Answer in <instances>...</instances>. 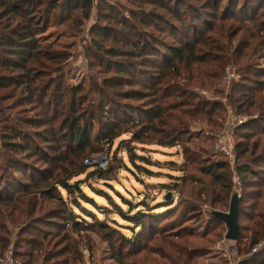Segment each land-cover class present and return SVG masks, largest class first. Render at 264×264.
<instances>
[{"label": "trees", "instance_id": "1", "mask_svg": "<svg viewBox=\"0 0 264 264\" xmlns=\"http://www.w3.org/2000/svg\"><path fill=\"white\" fill-rule=\"evenodd\" d=\"M123 1L132 8L97 1L101 20L121 29L113 24L94 27L89 52L98 56L103 77L92 78L89 87H73L65 82L63 66L71 55L59 53L63 51L57 50V42L46 40L47 33L64 25L79 30L90 19L95 1L0 0V259L12 248L17 264H85L81 241L74 236L88 232L106 243L116 264H151L153 254L166 264H201L215 245L209 237L224 240L227 230L214 213L229 211L240 188L241 234L233 243L240 251L239 264H264V68L255 63L256 57L264 58V0H254L246 10L240 0H230L222 14V0H194L203 2L200 10L187 6L186 0ZM182 5L194 11L187 14ZM230 65L237 66L242 79L225 93L221 82ZM202 90L217 99H205ZM224 99L235 116L245 119L232 132L233 163L202 160L184 149L189 125L176 124L171 113L194 112L221 130L227 118ZM22 106L30 107L16 111ZM28 112L30 117L23 116ZM117 140L116 154L121 150L135 155L133 144L148 150L138 157L147 166H152V152L145 146L176 149L181 161L169 162L181 175H170L174 185L165 186V194L178 195L185 182L197 184L202 205L207 200L215 205L205 233L195 235L193 226H186L197 219L195 205L172 221L180 203L169 196L152 203L145 195L135 203L119 195L110 183L111 153L109 169L84 165L98 148L111 149ZM135 161L129 157L135 169L153 175ZM191 168L209 184L186 175ZM94 180L103 182V188L92 190ZM85 186L107 205L98 204ZM98 214L110 221L108 216H119L127 225L113 224L127 228L130 236ZM148 235L150 242L159 243L158 250L141 246ZM196 238L198 244L192 242Z\"/></svg>", "mask_w": 264, "mask_h": 264}, {"label": "rangeland", "instance_id": "2", "mask_svg": "<svg viewBox=\"0 0 264 264\" xmlns=\"http://www.w3.org/2000/svg\"><path fill=\"white\" fill-rule=\"evenodd\" d=\"M95 1V8L91 12L90 19L85 22L84 26L80 28L77 31H72L68 28L67 25L60 26V27H54L49 30L47 33L46 40L48 42L55 41L58 43L57 50L63 51L59 53H70L71 58L66 62L64 66L65 68V82L68 85H71L73 87H76L78 85L85 84L86 87H89L90 81L92 78L100 80L102 74H100V66L101 63L99 60H97L96 57H98L93 52H89V47L91 46V42L93 41V34L92 30L96 26H105L108 24H113L117 29H121L120 26L116 25L115 22H110L108 20H101V14L100 10L98 9V0ZM114 5L116 6H123L127 9H130V5L123 0H110ZM236 2V0H234ZM254 0H240V5L243 6L244 10L248 9V5L253 2ZM230 0H222L221 1V14L224 12L225 9H227V6L229 4ZM187 6L197 7V10H200L199 7L203 5V2H196L194 0H186L185 2ZM183 11L187 10L186 6H181ZM132 8V7H131ZM101 11L103 13H107L104 8H101ZM122 13H125L124 9L121 10ZM190 13L194 11L193 9L189 10ZM187 10V14L189 13ZM261 12H264V7L262 8ZM74 14V13H73ZM77 13L74 15L76 16ZM129 13L126 12L125 16L128 17ZM52 25L56 23L55 20H51ZM200 26H202L201 23H198ZM69 25V24H68ZM62 57V56H61ZM256 64L260 65V67L264 68V58L263 57H256ZM242 64H238L237 66L240 67ZM231 67V65L226 70V77L221 82L222 88L224 89L225 93H229V90L233 83H239L242 79V74L238 71V68ZM141 80V78H138ZM97 80V81H98ZM201 95L207 99V100H215V95H212L211 92H206L205 90H202ZM215 98V99H214ZM223 105L227 110V118L224 123V128L221 130L215 131L209 124L203 119L202 116H198L194 112L190 115H182L180 112H172L171 115L174 116V119L178 120V122H175L176 124L183 123L186 125H189V135L185 136L183 138V147L184 149H190L192 152L197 153L200 155V159H206L210 161H223L222 159H227L229 162L233 163V160H229L228 158L224 157L221 154L215 153V143H216V137L217 134L228 130L229 128L236 129L237 126L240 125V121L243 119L241 117L235 116L232 108L227 103V100H223ZM25 107L30 106H22L18 108L16 111H23L22 109H25ZM14 111L13 113H16ZM25 117H30L31 112L25 113L23 115ZM172 122H174L172 120ZM232 123V124H231ZM128 137L123 136L121 139H127ZM232 138V137H231ZM119 146V140H117L114 143L113 147L108 146L100 147L98 148L99 151L95 154H92V158L95 157H101V156H108L109 153H111L113 157V163L109 169L110 163L106 167V169H109L112 171V174L110 175V181L111 185L114 186V190L119 193V195H123L127 199L137 202L142 201L145 199V195L149 196L150 202H161L164 197L167 195L165 194L167 192V188L165 186L172 187L174 184L172 182V179L170 178V175L172 176H180L178 174L179 171H177V167L175 164H171L169 161H175L179 162L181 161V155L178 154L176 149H172L169 152H163L165 150L159 149L156 146H145V149H149L150 153L152 152V158H149V163L152 166H147L144 162L138 159V157H145V155H148L147 151H142V146L138 144H133L131 149H135L136 154L131 155V153L128 152H122L121 150L116 154V150ZM104 148V150H103ZM183 150V149H182ZM201 150V151H200ZM105 151V152H104ZM129 157H132L138 166H145L149 168L153 175L151 177H147L145 174H143L141 171L135 169L131 163L129 162ZM0 155V163H2L3 160H1ZM199 159V160H200ZM202 159V160H203ZM117 160V161H115ZM86 161V160H85ZM110 161V158H109ZM169 162V163H168ZM86 165V163H84ZM88 168L89 166L86 165ZM126 167H130L133 173L129 170H126ZM193 168V167H192ZM191 168V171L187 173L186 175H194V177H199L198 179L202 178L204 179V182L208 183L210 180L208 178H204L202 174L198 171H195ZM233 169V166H232ZM105 170V169H104ZM89 171H93V169H90ZM197 173V174H195ZM197 175V176H196ZM193 177V176H189ZM84 178V177H83ZM233 178L235 180V173H233ZM236 181V180H235ZM91 183V189H102L103 188V182H96L90 181ZM237 186V185H236ZM238 187V186H237ZM197 184H193L191 182H185L184 184H181L179 186V194H174L170 197L171 201L176 200L180 204L179 208L175 210V212L170 216V220L179 219L180 213L184 210H188V208L191 205H195L197 208V219L193 222L188 223L186 226H193L194 231L192 233H195V235H199L201 233H205L210 225V217L209 215L213 212H215V205H211L213 202L209 203V200L206 201L204 205H202V200H204V197L199 199L197 197L198 193ZM239 188V187H238ZM91 189L87 186L84 187V190L86 193L91 196L95 197L96 201L100 205H107V203L104 201V199L97 197ZM200 189V188H199ZM108 192L111 194V196L114 197L115 201L118 204H121L120 199L117 197V195L109 189ZM235 194H239L242 196V190L236 189ZM170 195V194H168ZM168 197V196H167ZM207 198V197H206ZM208 202V203H207ZM124 209H127L122 204ZM227 211L226 213H228ZM98 217L102 219L104 216L102 214H98ZM111 217L112 220L106 219V221L110 222V225H114L113 221H117L119 225H127L126 222H124L119 216L112 215L108 216ZM181 225L178 224V226ZM118 227V229L121 231V233L125 236H130V231L127 230V228H122L121 226H115ZM48 231V227L44 228ZM219 231H222L220 229ZM219 231L217 233H219ZM227 230H225L224 234V240H217L212 237H209V241L215 242V245L211 246L210 249V255L203 258L200 262L201 264H231L229 258H226L224 254V251H221L223 247L226 246H233V242H227L225 240ZM79 235H75L74 239L77 241H81V253L84 256L85 264H116L112 259H110V255L108 252V246L106 243L100 241L99 237L96 234L88 233V232H82ZM85 237H89V240H86ZM150 236H147V239L145 238V241L141 243V246L144 248L147 246L149 249H159V243L157 241H149ZM83 238L84 240H81ZM14 239V238H13ZM87 241V243H86ZM195 244H198V240L192 241ZM236 246V245H235ZM263 246V243L260 245H257L258 253L261 250V247ZM90 247V248H89ZM152 247V248H151ZM255 248V247H254ZM255 253V254H256ZM143 255V254H142ZM141 255V256H142ZM140 256V257H141ZM149 261L151 264L160 263V260L157 256L149 255ZM161 264H166L164 261L161 260ZM232 264H236L234 262V259L232 260Z\"/></svg>", "mask_w": 264, "mask_h": 264}, {"label": "built area", "instance_id": "3", "mask_svg": "<svg viewBox=\"0 0 264 264\" xmlns=\"http://www.w3.org/2000/svg\"><path fill=\"white\" fill-rule=\"evenodd\" d=\"M244 121H245V119H242L240 121V123H242ZM232 132H233V128H229L228 130H225V131L217 134L216 143H215V153L221 154L224 157L228 158L229 160H233V156H232L230 145H229L230 141H231ZM85 163L88 166H94V167H97L101 170H104V169H106V167L109 164V158H108V156L88 158L85 161ZM235 180H236L237 186H240L239 179L236 176H235ZM257 248L258 247H255L251 251V255L255 254L258 251ZM221 251H224L223 255H225L226 258H229L231 264H232L233 259H234V262L236 264H239V262L241 261L239 248L236 247L235 245L230 246V247L229 246L223 247ZM12 253H13L12 248H10L6 252L4 258L0 259V263L1 264H17L13 259Z\"/></svg>", "mask_w": 264, "mask_h": 264}, {"label": "water", "instance_id": "4", "mask_svg": "<svg viewBox=\"0 0 264 264\" xmlns=\"http://www.w3.org/2000/svg\"><path fill=\"white\" fill-rule=\"evenodd\" d=\"M170 195L168 196L170 197ZM169 197L166 196V199ZM239 200V194H235L232 198L228 213L215 212L213 215L215 219L225 224L227 228L225 239L228 242L235 243L240 239Z\"/></svg>", "mask_w": 264, "mask_h": 264}]
</instances>
